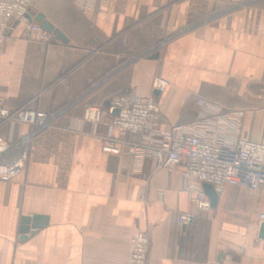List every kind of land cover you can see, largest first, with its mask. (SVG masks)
I'll use <instances>...</instances> for the list:
<instances>
[{"label": "crops", "instance_id": "obj_1", "mask_svg": "<svg viewBox=\"0 0 264 264\" xmlns=\"http://www.w3.org/2000/svg\"><path fill=\"white\" fill-rule=\"evenodd\" d=\"M37 13L67 42L29 39L13 25L0 96L10 109L57 117L33 138L24 170L0 178V264H128L138 231L150 238L147 264H264V185H227L199 211L178 170L101 150L108 100L150 95L154 76L168 82L158 95L165 125L193 121L200 97L242 111V136L264 143V0H38ZM88 106L105 110L96 125L79 121ZM29 130L0 123V144ZM35 216L45 225L21 239V219Z\"/></svg>", "mask_w": 264, "mask_h": 264}, {"label": "built area", "instance_id": "obj_2", "mask_svg": "<svg viewBox=\"0 0 264 264\" xmlns=\"http://www.w3.org/2000/svg\"><path fill=\"white\" fill-rule=\"evenodd\" d=\"M37 1L0 0V52L13 25L20 26L26 38L42 43L56 41V37L44 31L33 18L32 10ZM167 88V80L154 76L148 96L131 91L113 95L105 108L109 122L101 150L114 155L125 152L135 162L150 159L156 169L178 170L188 201L199 211L212 209L204 184L211 185L217 194L227 185L242 186L253 193L264 185V143L242 136L243 112L224 111L196 97L199 107L196 118L167 126L161 120L155 95V92L163 94ZM105 110L88 106L79 121L96 125ZM56 117L57 114L49 115L30 105L10 109L0 96V123L30 127L21 139L0 144V178L11 179L24 170L33 138L53 127ZM124 133L136 135L138 140L128 141L118 136ZM191 218L190 214H182L178 221L187 224ZM258 222L264 224V212L258 214ZM149 247V235L138 231L130 240L128 264H147Z\"/></svg>", "mask_w": 264, "mask_h": 264}, {"label": "water", "instance_id": "obj_3", "mask_svg": "<svg viewBox=\"0 0 264 264\" xmlns=\"http://www.w3.org/2000/svg\"><path fill=\"white\" fill-rule=\"evenodd\" d=\"M34 20L39 23L40 27L48 32L52 33L58 40H60L63 43L67 42V39L64 37V35L49 23L45 17L41 13H37L34 17ZM155 95L158 96L159 94L155 92ZM108 103L106 104V107H108ZM117 111L113 112V115H116ZM204 192L206 196L208 197L211 206H215L217 203L218 195L215 192L214 188L209 185V184H204L203 185ZM46 219L43 217H23L21 219V226H20V234H21V239L26 238L29 235L34 234L39 228L45 225ZM259 236L264 239V224L260 225L259 228Z\"/></svg>", "mask_w": 264, "mask_h": 264}]
</instances>
